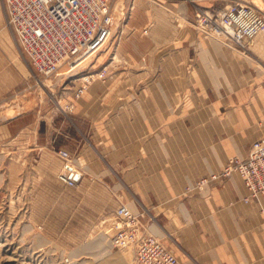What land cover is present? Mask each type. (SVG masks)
I'll list each match as a JSON object with an SVG mask.
<instances>
[{"label":"crops","instance_id":"0c3cea01","mask_svg":"<svg viewBox=\"0 0 264 264\" xmlns=\"http://www.w3.org/2000/svg\"><path fill=\"white\" fill-rule=\"evenodd\" d=\"M238 1L264 5H125L119 65L67 99L72 113L42 145L56 154L57 176L64 163L58 150L71 153L78 185L59 182L82 193L73 204L87 206L91 220L127 205L178 264H264V195L245 200L249 190L238 172L211 179L264 138V33L242 51L196 25L199 9L224 11ZM28 72L0 0V97Z\"/></svg>","mask_w":264,"mask_h":264},{"label":"rangeland","instance_id":"374dc122","mask_svg":"<svg viewBox=\"0 0 264 264\" xmlns=\"http://www.w3.org/2000/svg\"><path fill=\"white\" fill-rule=\"evenodd\" d=\"M134 1L112 0L110 39L75 71L64 65L59 74H37L17 41L31 72L0 97V264H134L132 249L108 241L115 234V212L93 221L87 206L74 205L82 193L59 182L56 154L42 147L53 125L72 113L67 99L73 93L78 98L76 83L88 75L91 82L105 80L107 74H98L119 65L127 21L122 8Z\"/></svg>","mask_w":264,"mask_h":264},{"label":"built area","instance_id":"2783aa9c","mask_svg":"<svg viewBox=\"0 0 264 264\" xmlns=\"http://www.w3.org/2000/svg\"><path fill=\"white\" fill-rule=\"evenodd\" d=\"M7 22L19 43L22 54L39 75L59 74L67 65V72L75 71L95 55L112 35V0H3ZM194 2L196 0H183ZM196 25L207 37L221 39L246 51L248 42L264 33V5L244 1L233 2L224 11L199 9ZM107 68L98 75L105 78ZM93 75L83 78L77 90L80 97L92 81ZM63 169L59 180L75 186L76 168L69 151L60 149ZM238 172L245 180L249 195H264V138L254 141L245 157L235 156L221 173L211 179ZM210 179L200 180L199 187ZM115 214V234L112 244L118 249H132L134 264H178L176 254L162 238L147 232L141 216L127 205H120Z\"/></svg>","mask_w":264,"mask_h":264}]
</instances>
